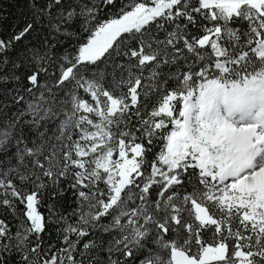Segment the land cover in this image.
<instances>
[{"label": "snow or ice", "instance_id": "1", "mask_svg": "<svg viewBox=\"0 0 264 264\" xmlns=\"http://www.w3.org/2000/svg\"><path fill=\"white\" fill-rule=\"evenodd\" d=\"M0 264H264V0H24Z\"/></svg>", "mask_w": 264, "mask_h": 264}, {"label": "trees", "instance_id": "2", "mask_svg": "<svg viewBox=\"0 0 264 264\" xmlns=\"http://www.w3.org/2000/svg\"><path fill=\"white\" fill-rule=\"evenodd\" d=\"M24 0H0V30H10L21 15Z\"/></svg>", "mask_w": 264, "mask_h": 264}]
</instances>
